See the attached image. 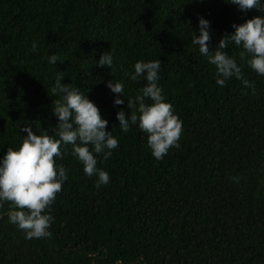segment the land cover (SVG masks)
<instances>
[{"label": "trees", "instance_id": "16d2710c", "mask_svg": "<svg viewBox=\"0 0 264 264\" xmlns=\"http://www.w3.org/2000/svg\"><path fill=\"white\" fill-rule=\"evenodd\" d=\"M258 14L225 0H0V155L19 147L24 126L54 134L58 72L98 106L119 142L102 163L96 154L110 176L99 186L71 144L62 147L67 179L49 206V236L26 239L9 222L15 205L0 206V264H264V75L229 44L251 86L233 76L221 87L191 43L200 16L210 21L212 51L233 24ZM105 50L111 69L95 63ZM156 58L158 84L182 121L179 147L159 160L145 132L132 124L123 133L116 119L134 110L127 99L146 83L125 72ZM110 79L124 81L123 104L113 105Z\"/></svg>", "mask_w": 264, "mask_h": 264}, {"label": "clouds", "instance_id": "9594fccd", "mask_svg": "<svg viewBox=\"0 0 264 264\" xmlns=\"http://www.w3.org/2000/svg\"><path fill=\"white\" fill-rule=\"evenodd\" d=\"M241 11L259 10L258 15L246 19L243 23L233 24L230 34L223 36L218 45L209 51L210 21L198 17L196 30L191 33V43L198 45L199 53L215 67V83L224 86L226 80L235 76L242 79L241 67L236 59L225 49L229 44L241 47L239 55L257 74L264 75V0H225ZM198 33V34H197ZM36 48L35 42L32 45ZM58 61L55 53L48 56V62ZM62 62V61H61ZM97 66L112 68L113 55L103 51L95 61ZM133 71L125 72L128 79L136 81L142 77L146 83L134 98L127 99V107L134 108L131 113L123 109L116 112L121 132L127 133L130 125L135 124L147 134V145L151 155L159 160L168 153L169 148L179 147L182 121L174 112L173 106L163 94L158 84L161 60H137ZM64 76L57 73L51 86L53 94L59 99L52 101V114L57 118L55 132L35 134L30 126L22 127L24 133L19 147H7L0 155V206L8 201L15 208L8 211L9 222L24 231L26 239L49 236V228L54 220L50 205L56 194L61 191L67 179V169L57 158L62 156V147L71 144V152L83 165L85 175L96 176V185L107 184L109 173L98 167L96 154H103V160L112 155L118 147V139L112 131L106 130L107 119L101 117L100 109L78 87H69L63 83ZM245 86L250 82L242 79ZM106 87L114 94L113 105L124 103V81L110 79ZM146 98L151 103H146ZM66 150V149H65ZM238 181V177H232Z\"/></svg>", "mask_w": 264, "mask_h": 264}]
</instances>
